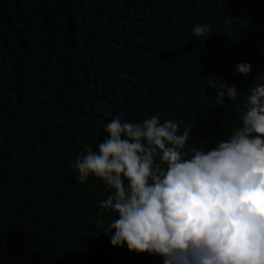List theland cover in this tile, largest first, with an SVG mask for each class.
I'll use <instances>...</instances> for the list:
<instances>
[{
	"label": "trees",
	"instance_id": "obj_1",
	"mask_svg": "<svg viewBox=\"0 0 264 264\" xmlns=\"http://www.w3.org/2000/svg\"><path fill=\"white\" fill-rule=\"evenodd\" d=\"M256 76L264 0H0V264H162L110 244L109 190L70 164L116 115L180 121L207 150L242 110L220 79L244 92Z\"/></svg>",
	"mask_w": 264,
	"mask_h": 264
},
{
	"label": "clouds",
	"instance_id": "obj_2",
	"mask_svg": "<svg viewBox=\"0 0 264 264\" xmlns=\"http://www.w3.org/2000/svg\"><path fill=\"white\" fill-rule=\"evenodd\" d=\"M208 32L192 28L197 38ZM251 68L237 62L234 71ZM220 80L217 97H242V110L207 150L199 139L188 146L192 127L180 121L116 115L102 142L70 164L76 181L92 176L109 190L100 207L114 214L103 230L111 245L158 254L162 264H264V80L244 92Z\"/></svg>",
	"mask_w": 264,
	"mask_h": 264
}]
</instances>
